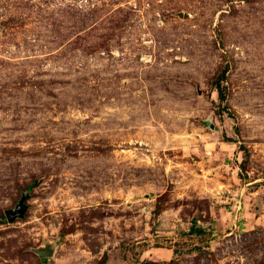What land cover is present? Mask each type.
I'll use <instances>...</instances> for the list:
<instances>
[{
  "label": "rangeland",
  "instance_id": "obj_1",
  "mask_svg": "<svg viewBox=\"0 0 264 264\" xmlns=\"http://www.w3.org/2000/svg\"><path fill=\"white\" fill-rule=\"evenodd\" d=\"M0 264H264V0H0Z\"/></svg>",
  "mask_w": 264,
  "mask_h": 264
},
{
  "label": "water",
  "instance_id": "obj_2",
  "mask_svg": "<svg viewBox=\"0 0 264 264\" xmlns=\"http://www.w3.org/2000/svg\"><path fill=\"white\" fill-rule=\"evenodd\" d=\"M26 212L27 207L25 206V200H22L15 211L10 210L6 212V217L9 223H14L17 219H22L25 216ZM38 254L41 257L50 256V253L44 250H39Z\"/></svg>",
  "mask_w": 264,
  "mask_h": 264
},
{
  "label": "trees",
  "instance_id": "obj_3",
  "mask_svg": "<svg viewBox=\"0 0 264 264\" xmlns=\"http://www.w3.org/2000/svg\"><path fill=\"white\" fill-rule=\"evenodd\" d=\"M225 76H226V71L222 73V76L218 79L217 84H216V89L219 95V98L221 101H225V93H224V88L222 86V83L225 81ZM191 233H198L199 235L203 234L202 230H196L192 229Z\"/></svg>",
  "mask_w": 264,
  "mask_h": 264
}]
</instances>
